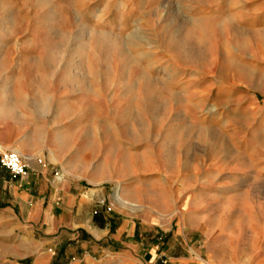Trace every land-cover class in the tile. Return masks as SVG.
Listing matches in <instances>:
<instances>
[{"label":"rangeland","instance_id":"1","mask_svg":"<svg viewBox=\"0 0 264 264\" xmlns=\"http://www.w3.org/2000/svg\"><path fill=\"white\" fill-rule=\"evenodd\" d=\"M0 106L47 126L112 210L176 231L185 199L186 224L219 215L213 264H264V227L227 217L264 201V0H0Z\"/></svg>","mask_w":264,"mask_h":264},{"label":"crops","instance_id":"2","mask_svg":"<svg viewBox=\"0 0 264 264\" xmlns=\"http://www.w3.org/2000/svg\"><path fill=\"white\" fill-rule=\"evenodd\" d=\"M0 145L33 156L24 175L14 176L0 161V259L11 264H213L208 236L219 215L203 209L186 224L184 199L183 209L177 206V230L171 231L152 205L139 213L122 205L108 211L97 202L109 189L83 168L75 170L48 127L17 108L0 106ZM255 173L264 178V171ZM256 185L264 188L263 181ZM233 206L240 213H228L229 220L254 219L264 227V201ZM173 241L182 253L172 252Z\"/></svg>","mask_w":264,"mask_h":264},{"label":"built area","instance_id":"3","mask_svg":"<svg viewBox=\"0 0 264 264\" xmlns=\"http://www.w3.org/2000/svg\"><path fill=\"white\" fill-rule=\"evenodd\" d=\"M32 157L30 154H22L17 149L0 145V161L14 176L26 174ZM97 203L99 206H105L108 211L113 209V202L108 201L107 197H100Z\"/></svg>","mask_w":264,"mask_h":264}]
</instances>
